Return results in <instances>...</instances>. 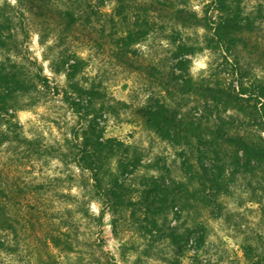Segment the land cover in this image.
Masks as SVG:
<instances>
[{
	"label": "rangeland",
	"instance_id": "obj_1",
	"mask_svg": "<svg viewBox=\"0 0 264 264\" xmlns=\"http://www.w3.org/2000/svg\"><path fill=\"white\" fill-rule=\"evenodd\" d=\"M128 1L135 9L125 7L117 15L114 0H35L34 6L27 0H0V14L11 17L13 35L0 60L10 56L26 72L35 67L30 61L36 60L48 78L45 87L16 98L20 107L10 110L9 124L0 120V140L6 130L10 139L0 143V262L189 264L191 248L175 247L170 231H195L201 225L205 242L199 260L264 264V163L234 175L226 184L228 190L209 206L195 192L187 208L152 214L144 200L151 176L166 183L188 179L180 166V146L159 138L138 114L150 98L159 96L172 106L182 105V112L201 110L197 96L170 97L164 92L161 81L171 79L174 42H185L194 50L187 56L193 79L209 76L236 84L232 62L237 59L243 82L264 87V0L225 1L227 11L249 21L235 31L245 44L239 41L227 59L211 39L212 31L195 23L203 24L206 17L217 19L212 0ZM39 6L46 15L38 12ZM192 12L200 20L190 19ZM136 16L151 21L149 35L139 41L138 27L131 26ZM182 16L191 22L189 26L179 23ZM128 29L136 41L122 45L119 37ZM73 54L77 58L63 62ZM68 64L77 67L71 79ZM71 81L96 93L84 105L88 120L96 117L104 137L136 148L142 158V165L123 181L126 195L111 208L90 187L89 172L78 169L72 159L73 131L85 121L63 98ZM240 121L247 119L240 116ZM237 124L243 133L253 130L246 123ZM260 135L264 138V131ZM189 188L198 189L196 181Z\"/></svg>",
	"mask_w": 264,
	"mask_h": 264
},
{
	"label": "trees",
	"instance_id": "obj_2",
	"mask_svg": "<svg viewBox=\"0 0 264 264\" xmlns=\"http://www.w3.org/2000/svg\"><path fill=\"white\" fill-rule=\"evenodd\" d=\"M27 1L34 6L35 0ZM114 1L118 4L117 15L122 14L125 7L135 9L128 0ZM225 1L211 2L215 4L218 12L216 20L209 21L206 17L203 24L197 23L198 21L195 23L207 31H212L211 39H215L217 46L219 45L225 53L223 57L227 59V56L232 54L231 48L238 46L239 41L243 42L235 31H241L249 21L237 12L227 11ZM46 11L42 6L38 7L39 13L46 15ZM10 18L3 13L0 14V53L10 49L7 45L13 36ZM124 19L126 20V17ZM190 19L200 20L194 12L191 13ZM149 22L151 21L141 16L134 17L131 22L132 27H138V41L149 35L151 30L148 27ZM179 23L185 27L191 22L182 16ZM133 36V30L128 29L119 39L124 42L122 45H126L128 42L136 41ZM174 43L176 44L172 55L174 63L170 70L171 79L161 81L166 86L164 92L170 97L175 94L194 95L203 104L201 110L192 107L182 112V105L172 106L159 96L150 98L138 109V114L146 127L152 129L159 138L180 146L182 159L180 166L188 179L187 182L166 183L160 176H151L147 185L145 184L144 200L150 204L147 211L152 214L173 208L177 211V206H180L179 210L187 208L189 205L187 203L195 192L201 195L197 198L202 204L209 206L216 202L218 195L228 190L226 184L235 178L234 175L245 174L257 168L258 164L264 163V138L260 135L261 131H264V87L255 88L254 84L243 82L237 59L232 62L235 74L238 75L236 84L220 83L209 76L195 80L188 71L190 60L187 57L194 50L185 42ZM70 57L77 58L74 54L65 56L63 62L69 63ZM78 61H74V64ZM30 62L35 67L26 72L10 56L0 60V120L5 124H9L13 118L10 110L20 107L16 104L18 96L27 95L29 91L38 89V86L45 87L48 84V78L42 73L37 61ZM74 64H68L70 69L72 68V71L67 72L69 79L76 74L77 67ZM146 73L153 77L151 72L146 70ZM95 94L92 87L87 88L71 81L68 88L63 91V98L72 111L85 121V124L81 123V126L73 131L72 139L75 144L72 159L78 169L89 172V178L92 180L90 187L103 196L104 206L111 208L121 203L126 195L123 181L142 165L140 164L142 158L136 148L116 138L104 137L103 129L96 122V117L88 120L87 113L83 114L85 102L89 104ZM240 116L247 121H240ZM236 123H246L252 126L253 130L248 131L250 128H246L243 133L239 128L240 124L236 126ZM2 135L0 143L10 140L7 130ZM112 161L115 162V167L111 166ZM193 181H196L198 186L196 190L189 188ZM127 202L128 206L132 204L130 199H127ZM130 213L133 214V210H130ZM102 217L103 212H100L99 222ZM199 226L196 232L185 230L184 233H179L172 229L169 239L177 248L187 246L191 248L189 264H217L199 260V252L205 242L203 227ZM2 239L4 240V237Z\"/></svg>",
	"mask_w": 264,
	"mask_h": 264
}]
</instances>
